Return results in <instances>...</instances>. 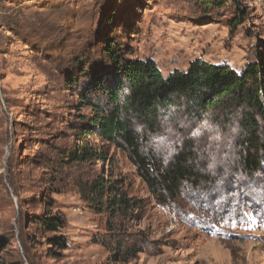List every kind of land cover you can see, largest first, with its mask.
<instances>
[{
	"label": "rangeland",
	"instance_id": "1",
	"mask_svg": "<svg viewBox=\"0 0 264 264\" xmlns=\"http://www.w3.org/2000/svg\"><path fill=\"white\" fill-rule=\"evenodd\" d=\"M210 1L0 0V238L17 259L29 264L25 245L35 264H264V156L245 169L236 119L137 126L165 164L190 148L198 157L203 180L163 201L123 152L78 130L92 114L81 97L87 77L109 66L108 38L165 77L197 59L239 71L254 61L264 0ZM79 146L104 159L74 162ZM101 178L127 196L128 212L86 200ZM54 216L64 231L39 225ZM54 237L67 248L52 246ZM118 242L135 249L130 262L113 259Z\"/></svg>",
	"mask_w": 264,
	"mask_h": 264
},
{
	"label": "trees",
	"instance_id": "2",
	"mask_svg": "<svg viewBox=\"0 0 264 264\" xmlns=\"http://www.w3.org/2000/svg\"><path fill=\"white\" fill-rule=\"evenodd\" d=\"M227 1L212 0L207 8L220 7ZM241 18L233 22L234 27ZM105 55L108 68L92 71L87 77L90 87L81 91L92 114L82 120L78 130L84 140L98 135L123 152L157 199L178 198L183 190L198 185L203 175L198 171V157L192 148L165 164L147 150V138L137 126L153 131L162 120L171 121L178 116L198 122L209 116L218 121L236 119L243 133L245 169H258L260 157L264 156V41L257 48L255 60L241 71L197 59L186 70H175L165 77L155 61L132 56L128 48L116 45L110 38L106 39ZM69 155L76 163L104 159L103 152L90 146H79ZM86 196L87 201L107 206L117 214L132 207L126 195L102 178L92 182ZM39 225L51 233L66 229L60 216L39 218ZM49 243L62 250L67 248L64 237L50 238ZM9 246L8 240L0 238V264H25L11 253ZM23 248L27 262L35 264L25 245ZM125 248L118 242L117 252L113 253L118 263H128L135 256L134 248H127L122 256Z\"/></svg>",
	"mask_w": 264,
	"mask_h": 264
}]
</instances>
